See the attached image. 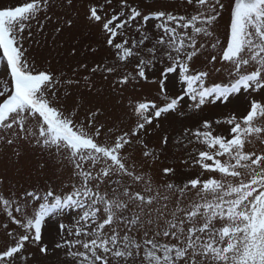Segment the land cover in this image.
Returning a JSON list of instances; mask_svg holds the SVG:
<instances>
[{"label": "snow or ice", "instance_id": "1", "mask_svg": "<svg viewBox=\"0 0 264 264\" xmlns=\"http://www.w3.org/2000/svg\"><path fill=\"white\" fill-rule=\"evenodd\" d=\"M66 3L71 6L73 0ZM156 3L88 0L83 5L86 22L100 29L116 57L115 64L98 63L90 73L115 74L116 64H134L112 89L123 97L129 85L155 77L151 83L165 102L161 107L155 97L128 100L125 115L131 126L116 123L109 101L93 94L90 76L83 77L89 94L78 102L71 93L60 95L62 81L53 72L36 67L25 42L33 37V22L42 32L41 20L51 21L55 0L0 8V60L5 62L0 145L19 155L20 144L34 141L57 155L63 151L72 165L67 179L55 186L0 191V264H30V246L47 253L45 226L71 237L54 247L64 249L75 264H264V0ZM222 21L223 41L217 34ZM64 24L71 28L73 20ZM201 56L203 67L197 68ZM80 67L89 70L86 63ZM66 83L79 86L81 81ZM208 103L231 105L236 115L213 124L199 115ZM188 108L187 118L200 125L195 131L181 118ZM216 126L227 131L214 133ZM150 127L162 134L161 152L170 129L178 132V145H205L208 150L191 161L201 171L180 185L154 187L151 178L145 180L137 168L159 157L144 140ZM253 140L259 153L247 148ZM163 172L175 175L171 167ZM161 187L180 197L194 191L198 199L187 208L178 200L169 213L167 203L153 207L169 200L161 196ZM65 208L75 210L74 223H48Z\"/></svg>", "mask_w": 264, "mask_h": 264}, {"label": "rangeland", "instance_id": "2", "mask_svg": "<svg viewBox=\"0 0 264 264\" xmlns=\"http://www.w3.org/2000/svg\"><path fill=\"white\" fill-rule=\"evenodd\" d=\"M25 0H0V8L17 6ZM88 0H73V4L68 6L66 0H55L54 7L49 15H51V21L41 20L44 24L43 31L38 30L36 22H33L32 32L33 37L27 39L25 47L29 49L30 56L39 69H47L53 72L57 79L62 81L60 95L71 93L72 96L79 102L81 96H88V88L84 86L83 77L90 76L91 81L95 84L93 94L99 92L106 100L109 101V112L113 117H117L116 123L121 126H131L132 121L125 112L128 110L126 105L128 100L133 97L138 100H149L155 97L156 103L161 107L164 106V101L161 96L157 94V85L151 83L155 77H150L147 82H140L135 86L129 85L124 92L123 97L118 91H114L111 87L113 82L120 76L126 75L133 67L134 64L123 63L116 64L119 69L115 74H108L106 72H97L91 74L90 69L96 64H115L116 57L114 56V50L106 44V37L101 33L98 27L90 26L84 17V7ZM118 2V0H116ZM135 3H141V6H159L156 0H134ZM161 4H176L178 0H159ZM181 13L183 9H180ZM71 18L73 25L68 28L64 21ZM227 14H225V20H227ZM220 31L217 33L221 41L224 40V28L223 21L221 22ZM56 27L62 29L61 32H56ZM151 28V23L149 24ZM25 37L28 33L25 32ZM95 49V51H92ZM75 50L76 54L72 52ZM204 57L201 56L199 61H196L195 67H203ZM82 63H86L89 66V70L86 71L80 67ZM219 67V64L217 65ZM5 70V64L0 60V73ZM107 75L108 79H104ZM225 77L227 73L223 74ZM220 76V74H217ZM79 80L81 81L79 86L68 85L67 80ZM167 83V81H165ZM181 85L178 82L176 87V93H180ZM165 93L168 92L165 88ZM191 103V102H189ZM203 107V111L199 113L200 116L209 118L213 124L216 120H224L228 115H236V112L232 110L230 105L228 108H224L223 105L219 107L215 104L208 103ZM187 116L181 117L186 120L188 126L193 131L199 128L200 125L194 123L187 117L191 115L192 109H186ZM168 128L167 122L163 125ZM179 128V125H177ZM149 135L144 137V140L148 143L149 150H155L159 157L154 162L151 158H148V163L143 167H138L137 172H143L145 174V180L151 178L153 186L164 185L167 182L180 185L182 182H186L188 179L194 177L201 170L198 166H193L191 163L194 156L198 155L201 150H208L203 144L192 143L187 148L183 144H177L176 139L178 132H173L171 129L167 133L168 145L161 152L162 134L159 129L150 127L148 129ZM227 126H216L214 133L226 132ZM187 143V140L184 141ZM249 150H255L259 153L260 146L253 140L251 144L247 145ZM19 155L16 154V150L13 147L7 145H0V191L7 193L13 191L22 193L25 190H31L33 187H42L45 185L55 186L61 179L66 180L71 170V163L66 158L67 154L63 151L60 155H57L54 149H42L35 145V142L28 143L27 141L19 145ZM189 153H192L190 156ZM134 159L139 163L141 160V150L137 148L134 153ZM188 160L189 163L185 164L183 161ZM174 168L175 175H165L164 168ZM63 172V175L61 174ZM208 173H203L202 178H207ZM219 178V177H218ZM143 188V184L138 185ZM161 196L167 195L169 200L164 201L161 199L158 204L153 207H162L167 203V212L174 210L177 201H180V206L187 208L190 207L192 201L197 200L194 191L187 192L184 197H180L178 191H166L163 187L160 188ZM76 219V212L74 209L65 208L61 210L57 215L51 217L48 221L49 224L64 223L66 225L74 223ZM62 238L71 239V237H64L63 233L58 232L55 228L45 226L43 231V244L47 246V253H41L37 247L30 246L29 251L31 255L30 264H75L73 260L66 256L64 249H56L55 243L62 242ZM3 242V235L0 234V243ZM82 250V249H81ZM137 264H140L137 260Z\"/></svg>", "mask_w": 264, "mask_h": 264}, {"label": "trees", "instance_id": "3", "mask_svg": "<svg viewBox=\"0 0 264 264\" xmlns=\"http://www.w3.org/2000/svg\"><path fill=\"white\" fill-rule=\"evenodd\" d=\"M3 61V60H2Z\"/></svg>", "mask_w": 264, "mask_h": 264}]
</instances>
